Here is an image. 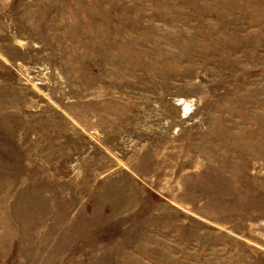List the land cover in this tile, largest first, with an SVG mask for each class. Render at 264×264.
<instances>
[{
    "label": "rangeland",
    "instance_id": "rangeland-1",
    "mask_svg": "<svg viewBox=\"0 0 264 264\" xmlns=\"http://www.w3.org/2000/svg\"><path fill=\"white\" fill-rule=\"evenodd\" d=\"M0 264H264V0H0Z\"/></svg>",
    "mask_w": 264,
    "mask_h": 264
}]
</instances>
